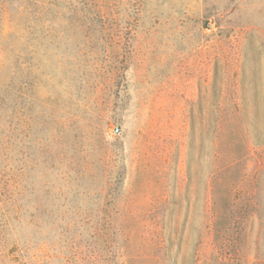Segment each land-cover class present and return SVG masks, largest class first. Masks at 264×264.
<instances>
[{
  "label": "rangeland",
  "instance_id": "obj_1",
  "mask_svg": "<svg viewBox=\"0 0 264 264\" xmlns=\"http://www.w3.org/2000/svg\"><path fill=\"white\" fill-rule=\"evenodd\" d=\"M36 1L0 0V28L50 27V182L0 264H264V0Z\"/></svg>",
  "mask_w": 264,
  "mask_h": 264
},
{
  "label": "trees",
  "instance_id": "obj_2",
  "mask_svg": "<svg viewBox=\"0 0 264 264\" xmlns=\"http://www.w3.org/2000/svg\"><path fill=\"white\" fill-rule=\"evenodd\" d=\"M32 1L29 6L41 7L39 2ZM30 18L31 39L26 49L16 41L6 44L0 28V175H6V167L11 170L8 180L1 185L7 205L0 219V240L12 239L17 247L25 225L39 228L44 188L50 182L40 171V132L44 127L34 88L45 53L39 49L52 38L46 35L50 27L44 18L35 11L30 12ZM23 250L19 249L17 262L25 258Z\"/></svg>",
  "mask_w": 264,
  "mask_h": 264
}]
</instances>
